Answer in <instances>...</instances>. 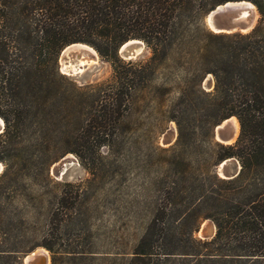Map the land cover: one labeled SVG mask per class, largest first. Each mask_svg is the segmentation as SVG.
Here are the masks:
<instances>
[{
	"label": "trees",
	"instance_id": "trees-1",
	"mask_svg": "<svg viewBox=\"0 0 264 264\" xmlns=\"http://www.w3.org/2000/svg\"><path fill=\"white\" fill-rule=\"evenodd\" d=\"M226 1L241 0H0V264H19L37 245L20 237L30 224L42 219L47 236L57 218L53 203L37 200L32 186L48 189L49 167L65 154L84 164L88 153L108 145L137 83L160 60L161 70L175 69L181 78L168 110L176 128L169 165L186 166V154H196L205 139L212 168L188 182L183 167L180 186L172 182L178 199L170 215L176 233L188 232L187 243L177 246L171 237L167 243L175 244L162 254L204 264H264V0H243L259 15L249 33L205 32L204 15ZM131 39L150 48L148 61L118 58L117 48ZM73 43L111 62L107 84L81 91L59 73L57 57ZM207 74L210 91L201 87ZM229 117L239 127L235 142L210 144L214 127ZM227 158L240 171L224 180L214 167ZM64 201L60 194L57 204ZM202 219L215 226L209 240L192 238ZM43 247L56 264V253Z\"/></svg>",
	"mask_w": 264,
	"mask_h": 264
},
{
	"label": "rangeland",
	"instance_id": "rangeland-1",
	"mask_svg": "<svg viewBox=\"0 0 264 264\" xmlns=\"http://www.w3.org/2000/svg\"><path fill=\"white\" fill-rule=\"evenodd\" d=\"M258 20L259 15L255 19L254 27ZM202 27L205 32H209L203 22ZM142 44L140 54L135 58H118L124 63L132 64L148 61L151 50L143 42ZM86 46L95 51L89 45ZM96 53L95 51L94 60L88 55H78L75 65L82 66L83 62L79 64V61L83 57V61L88 63L87 66H82L80 78L60 71L59 53V73L80 87L79 90L83 89L81 91L94 85L107 84L112 77L111 62ZM178 73L175 69L161 70V60L158 61L154 71L143 74V79L137 83L127 112L118 121L115 133L117 136H113L108 145L88 153L87 163L84 164L73 154H65L63 157L70 155L77 163L75 168L72 167L66 172L67 176L59 179L50 173L51 166L61 157L49 167L52 183L48 189L40 183L32 186L31 194L37 200L50 201L53 203V210L58 212L47 236L46 226L42 225L40 218L29 225L28 231L24 230L20 234L22 242L37 244L30 252L43 249L48 254L49 264L51 253L43 244L50 246L56 253V264H204L189 262V259H180L175 255L166 256L161 252L169 248L167 246L175 244L173 241L172 244L167 243V239L171 237L177 241V246L187 243L188 232L176 233L175 223L170 215L176 211L171 204L172 200L178 199V195L173 196L170 192L173 191L170 190L172 182L183 167L186 173L184 178L188 182H192L196 176L209 175L212 169L211 154L208 156L207 150L208 140L205 139L202 140L201 150L196 154H186V166L175 168L174 165H169L176 128L174 122L168 118V110L180 84ZM201 87L205 91L212 89L213 79L209 74L202 80ZM232 119L236 120L234 117ZM238 129L232 143L238 136ZM210 141V144L217 142L214 129ZM218 165L214 167L217 177ZM176 182L179 187L180 182ZM60 194H64V204H57ZM26 216L25 218H29ZM210 227L214 229L211 230ZM169 228L170 231L166 232ZM203 229L206 233L203 231L202 236L200 231ZM214 234L213 222L202 219L192 238L209 240ZM26 254L20 257L19 264H22V258Z\"/></svg>",
	"mask_w": 264,
	"mask_h": 264
},
{
	"label": "water",
	"instance_id": "water-1",
	"mask_svg": "<svg viewBox=\"0 0 264 264\" xmlns=\"http://www.w3.org/2000/svg\"><path fill=\"white\" fill-rule=\"evenodd\" d=\"M258 13L255 7L247 1H226L222 4L216 5L211 10H209L203 17L202 22L206 29L213 34H233V33H248L254 28L255 19L257 18ZM81 46L88 47L85 44L73 43L68 46ZM143 44L139 40L131 39L122 43L117 48V55L121 59L130 60L135 58ZM65 47V48H66ZM62 49L59 55L60 71L66 74L80 78V71L82 66L75 65L73 63L75 59L78 58V54L74 51H69L68 53ZM80 48L79 50H82ZM84 50V49H83ZM82 50V51H83ZM95 53V51H94ZM89 58L92 60L95 59V54L88 53ZM71 64H74V70L71 67ZM65 66V67H62ZM80 70V71H78ZM229 118L221 121L214 127V136L217 142H220L225 145L231 144L230 141L233 138L234 130L230 124ZM3 130V122L0 119V133ZM173 138V134L171 136ZM77 163L75 159L68 155L62 157L57 163L53 164L50 168V173L55 178H62L67 176V171L70 168H75ZM2 165L0 163V173L2 171ZM240 166L233 158H227L219 163L217 167V174L222 179H232L236 177L239 173ZM214 229V227H213ZM200 234H204L203 230L200 231ZM206 237V236H205ZM40 249V248H38ZM43 250V249H41ZM22 264H49V258L45 251L44 256L37 252V249L24 255L22 258Z\"/></svg>",
	"mask_w": 264,
	"mask_h": 264
},
{
	"label": "bare ground",
	"instance_id": "bare-ground-1",
	"mask_svg": "<svg viewBox=\"0 0 264 264\" xmlns=\"http://www.w3.org/2000/svg\"><path fill=\"white\" fill-rule=\"evenodd\" d=\"M80 48H83L82 50H79ZM67 53L69 52V51H74V52H77L78 53V55H88V53H91V54H95L94 53V51L91 49V48H89V47H81V46H78V45H76V46H68V47H66L65 49H64ZM97 54V53H96ZM140 54V53H139ZM96 56V55H95ZM82 58V57H81ZM84 58V57H83ZM82 58V61H79V64H81V62H83V64H81L82 66H84V65H86V64H88L86 61H83L84 59ZM79 59V58H78ZM86 59H89V58H86ZM91 60H92V58H91ZM78 61H77V59H75L74 60V62L73 63H77ZM96 63V62H95ZM73 65V64H72ZM71 65V66H72ZM87 66V65H86ZM62 67H65V66H62ZM87 68V67H86ZM72 69L74 70V67L72 66ZM77 70V68H75V70H74V72ZM80 71V70H79ZM233 117H231V118H229L228 120H229V122H230V124L232 125V127H233V130H234V135L233 136H235L236 134H237V129L239 128L238 127V123L236 122V120H233L232 119ZM234 138V137H233ZM233 138L231 139V143H232V141H233ZM231 145V144H230ZM80 178V177H79ZM208 227V226H207ZM212 227H210V229H211ZM205 229V228H204ZM204 229H203V231H204ZM213 229V228H212ZM211 229V230H212ZM207 230V229H206ZM211 230H210V232H211ZM205 232V231H204ZM209 232V233H210ZM206 233V232H205ZM213 233V232H212ZM213 235V234H212ZM202 236H203V234H202ZM37 252H39V253H41L43 256H44V258H45V251L44 250H41V249H37ZM48 255V254H47Z\"/></svg>",
	"mask_w": 264,
	"mask_h": 264
}]
</instances>
